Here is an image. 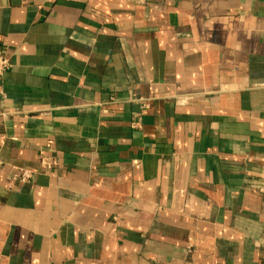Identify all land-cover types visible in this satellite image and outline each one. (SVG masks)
Here are the masks:
<instances>
[{
    "label": "crops",
    "instance_id": "obj_1",
    "mask_svg": "<svg viewBox=\"0 0 264 264\" xmlns=\"http://www.w3.org/2000/svg\"><path fill=\"white\" fill-rule=\"evenodd\" d=\"M0 55V264H264V0H0Z\"/></svg>",
    "mask_w": 264,
    "mask_h": 264
},
{
    "label": "built area",
    "instance_id": "obj_2",
    "mask_svg": "<svg viewBox=\"0 0 264 264\" xmlns=\"http://www.w3.org/2000/svg\"><path fill=\"white\" fill-rule=\"evenodd\" d=\"M12 67V64L10 62V60L3 56L0 55V77H2L7 71H9ZM5 116V113H0V119L3 118ZM29 178V174L28 172H23L20 176V180L22 182H25L26 179Z\"/></svg>",
    "mask_w": 264,
    "mask_h": 264
}]
</instances>
